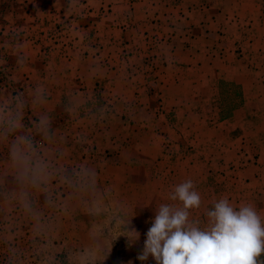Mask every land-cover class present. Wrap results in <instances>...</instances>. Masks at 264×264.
Listing matches in <instances>:
<instances>
[{"label": "crops", "instance_id": "0c3cea01", "mask_svg": "<svg viewBox=\"0 0 264 264\" xmlns=\"http://www.w3.org/2000/svg\"><path fill=\"white\" fill-rule=\"evenodd\" d=\"M70 1L69 28L38 18L30 26L31 42H19L13 52L0 44V67L10 79L0 101L17 91L30 98L35 88L46 89L43 110L52 117L55 142L35 132L42 153L69 175L84 167L96 172L99 214L84 203L89 196L73 197L61 182L50 186L55 207L33 192L43 219L55 228L54 255L86 251L94 237L104 248L106 225L112 234L120 229L122 210L129 218L134 213L130 228L139 222L148 231L155 208L171 203L174 186L187 179L203 200L194 219H206L204 210L220 197L264 210V0ZM18 53L27 58L23 66L16 64ZM230 84L238 99L221 104V93L232 94ZM26 110L35 120L41 111ZM226 128V135H240L217 136ZM238 148L243 151L236 156ZM190 151L191 164L180 165L177 159ZM240 157L253 160L228 170ZM7 160L8 146L0 143V170ZM16 187L9 176L5 188ZM5 214L18 223L12 239L23 250V264H40L31 221L0 199ZM6 241L0 228V264H8ZM65 260L59 264H70Z\"/></svg>", "mask_w": 264, "mask_h": 264}, {"label": "clouds", "instance_id": "9594fccd", "mask_svg": "<svg viewBox=\"0 0 264 264\" xmlns=\"http://www.w3.org/2000/svg\"><path fill=\"white\" fill-rule=\"evenodd\" d=\"M26 62L27 58L18 53L16 64L23 66ZM48 103V92L43 87L35 88L30 98L17 92L0 101V143L8 146L7 167L0 170V199L18 207L31 221L40 264H58L54 255L55 228L43 219L33 192L43 193L46 204L55 207L50 186L56 179L73 197L89 196L84 203L90 212L99 214L103 206L97 196L94 169L84 167L74 178L42 153L34 135L25 131L26 109L30 105L38 107L41 111L33 121L35 132L50 143L55 142L52 117L43 110ZM68 110L75 111L71 105ZM9 176L17 186L12 191L5 188ZM169 200L171 203H161L155 208L142 252L137 257L139 261L151 257L155 264H264V215L261 214L264 210H259L255 203L236 205L228 197H220L204 210L206 219H194L192 213L201 209L203 200L191 179L175 185ZM132 217L122 210L117 221L122 228L118 237L128 238L130 244L140 236L135 228L130 229ZM0 228L6 230L8 237V264H23V250L12 239L19 231L16 219L0 215ZM110 251L104 250L94 237L86 251L72 253V264H104Z\"/></svg>", "mask_w": 264, "mask_h": 264}, {"label": "rangeland", "instance_id": "374dc122", "mask_svg": "<svg viewBox=\"0 0 264 264\" xmlns=\"http://www.w3.org/2000/svg\"><path fill=\"white\" fill-rule=\"evenodd\" d=\"M70 2H71L70 0H0V44L1 43L5 44L6 46H8V48L10 47L6 51L13 52V50L16 49L15 46H18L16 41H18V43L22 41H27V40L31 42L32 38L30 37L33 36L34 32L30 28V26L35 21H37L38 18H39L38 20L48 21L50 23H52L53 21H56L58 24L63 23L64 25L66 24L64 28H69L70 27V25L68 24L69 20L66 18L68 12L66 9L69 7V4H71ZM37 12H38V15H37ZM48 17H50V20H46ZM57 23H55V25H57L56 27L58 28L59 25ZM65 35H66L65 32L61 34L63 38H65ZM13 38H15V41ZM66 38H67L66 43L68 44L69 38L68 36H66ZM74 39L76 38L74 37ZM15 53H13V55ZM9 80L10 79L8 78L6 66L5 67L1 66L0 67V90L3 87H5L7 84H9L10 82ZM33 121H35V118L30 117L28 111L26 110L25 118H24V124L26 126L25 130L30 131L34 135L35 141H37L39 146H41L40 139L38 140L35 134V124L33 123ZM228 130L229 129L227 128L223 130H219L217 132V136L224 137V136L230 135L233 137H238L240 135L239 130L232 131L226 135ZM241 144L242 143H239V145ZM239 149L240 148H238V152H235L236 156L240 153ZM188 150L189 149H186V151ZM240 150L243 151L242 148ZM191 153H192L191 151L186 154L184 153V156L182 157V159H177L178 163H180V165H183V166H188L189 164H191L189 161V159H192L190 155ZM168 156L171 157V155H168ZM174 158L175 156L173 157V159ZM250 160H253L252 157H250L249 159H246L248 163ZM234 161L235 163L231 165H228L227 163L225 164V165H228L227 169L233 172H237L241 170V168H245L246 165H243V163H247L246 161H243L241 157L237 158V160L235 158ZM172 162H176V161L173 160ZM203 162L204 161L199 162L196 160L195 163H197V165L199 164L202 165ZM168 165L171 166L169 162H168ZM156 167H159V165ZM77 171L78 169H76V171L73 172L71 176L75 178L74 173H76ZM54 180L55 182H59L56 179ZM207 183L209 184V186H212L211 181L210 183L209 181H207ZM63 188L64 187L59 186L57 191H55L54 194L56 195L58 194L56 196L58 197L57 200L61 199L63 195V192H62ZM54 200L56 199L54 198ZM56 204H59V201H56ZM137 210H142V209H137ZM147 226H148L147 224L139 223V222L136 223V227L131 226V228H135L136 231L139 232L140 236H139L138 241L130 244L128 241V238L124 236L118 237V234L122 231L121 226H120V229L118 226V229H116L114 231V234H112L109 232V230L111 229V224L106 225V228L108 230L107 232H108L109 239L105 242L103 249L106 251L107 250H111V251L108 257L106 258V260L104 261V264H155V261L151 257H149L148 260L144 262H141L137 259L138 255L142 252V249H143V244L145 240L144 235H146ZM72 253L73 252H71L70 254L67 253L63 256L61 253H57L55 255L56 261L58 262V264L64 263V258L66 257L65 261H68L71 264L72 263V256H71ZM31 262L34 263V261H31Z\"/></svg>", "mask_w": 264, "mask_h": 264}, {"label": "trees", "instance_id": "16d2710c", "mask_svg": "<svg viewBox=\"0 0 264 264\" xmlns=\"http://www.w3.org/2000/svg\"><path fill=\"white\" fill-rule=\"evenodd\" d=\"M227 87L229 86L230 87V91H231V95H226V94H222L220 95V101H221V104H229L231 105L234 101H236V99H238V94H237V91H236V88L231 84L230 85H226ZM235 103H239L238 101L235 102ZM219 116H222V117H228L229 116V112H226V111H221L219 112Z\"/></svg>", "mask_w": 264, "mask_h": 264}]
</instances>
